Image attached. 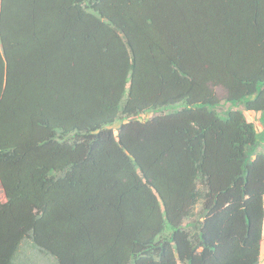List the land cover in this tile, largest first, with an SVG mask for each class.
<instances>
[{
    "label": "trees",
    "instance_id": "1",
    "mask_svg": "<svg viewBox=\"0 0 264 264\" xmlns=\"http://www.w3.org/2000/svg\"><path fill=\"white\" fill-rule=\"evenodd\" d=\"M0 189V264H260L264 0H0Z\"/></svg>",
    "mask_w": 264,
    "mask_h": 264
},
{
    "label": "rangeland",
    "instance_id": "2",
    "mask_svg": "<svg viewBox=\"0 0 264 264\" xmlns=\"http://www.w3.org/2000/svg\"><path fill=\"white\" fill-rule=\"evenodd\" d=\"M217 92H218V90H217ZM119 126H120V123H116L113 126V129L117 132V129H118ZM4 201H5V196H4L3 191L0 189V202H4ZM260 264H264V243H263V246H262V253H261Z\"/></svg>",
    "mask_w": 264,
    "mask_h": 264
},
{
    "label": "crops",
    "instance_id": "3",
    "mask_svg": "<svg viewBox=\"0 0 264 264\" xmlns=\"http://www.w3.org/2000/svg\"><path fill=\"white\" fill-rule=\"evenodd\" d=\"M248 117H249V119L251 120V121H254L256 124H258V114H255V113H248ZM258 128L259 129H261L262 127H261V125H259L258 124ZM263 243H264V241H263ZM262 246H263V244H262ZM262 253V252H261Z\"/></svg>",
    "mask_w": 264,
    "mask_h": 264
}]
</instances>
